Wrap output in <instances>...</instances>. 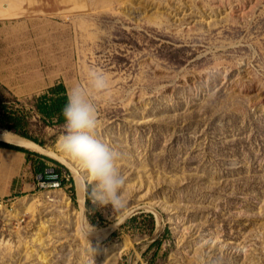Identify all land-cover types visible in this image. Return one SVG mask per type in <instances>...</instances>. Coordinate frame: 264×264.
<instances>
[{
  "label": "rangeland",
  "instance_id": "1",
  "mask_svg": "<svg viewBox=\"0 0 264 264\" xmlns=\"http://www.w3.org/2000/svg\"><path fill=\"white\" fill-rule=\"evenodd\" d=\"M89 68L110 81L94 99L98 137L123 155L120 208L93 205L83 181L79 200L64 125L35 107ZM1 105L69 160L50 158L76 194L35 177L37 151L0 145V199L15 207L0 214V264H264V0H0Z\"/></svg>",
  "mask_w": 264,
  "mask_h": 264
},
{
  "label": "clouds",
  "instance_id": "2",
  "mask_svg": "<svg viewBox=\"0 0 264 264\" xmlns=\"http://www.w3.org/2000/svg\"><path fill=\"white\" fill-rule=\"evenodd\" d=\"M109 96L108 74L89 68L86 83L76 84L67 92L62 110L66 131L59 138V151L84 169L86 175L82 176V181L93 205L120 208L124 204L125 179L120 171L123 155L98 137L101 120L94 99Z\"/></svg>",
  "mask_w": 264,
  "mask_h": 264
},
{
  "label": "trees",
  "instance_id": "3",
  "mask_svg": "<svg viewBox=\"0 0 264 264\" xmlns=\"http://www.w3.org/2000/svg\"><path fill=\"white\" fill-rule=\"evenodd\" d=\"M66 101H67V92L63 85L52 87L47 93H45L40 97L35 98L34 100L37 113L42 117V120L48 126L64 125L62 110L66 104ZM0 127L4 130H7L11 133L13 132L18 136L26 138L30 141L40 143L37 137L34 135L32 123L29 120V118L26 115H21L11 110V108L8 105L0 106ZM0 145H3L11 149H16L19 151H26L22 148L10 144H6L3 142H0ZM32 154L37 157V159L34 161L33 164V172L35 177L38 178L42 176L44 177L45 181H48L52 177L51 171H53V173L55 174H59L61 187L71 184L72 187L70 190L72 191L73 197L75 198L76 188L73 178H70V180L67 181V178L62 176V169H64V166H62L56 161H53L52 159L46 156L37 153H32ZM49 163L54 164V166H51ZM143 215L146 216L147 219L149 220L152 232H154L156 227L154 215L152 214H143ZM91 222L93 225H96L94 221ZM115 235L116 233H114L112 237ZM160 244H161V240L158 239L155 243H153L151 248L145 253L144 257L148 262H150V259L147 258L148 254L151 252L153 248H158Z\"/></svg>",
  "mask_w": 264,
  "mask_h": 264
},
{
  "label": "bare ground",
  "instance_id": "4",
  "mask_svg": "<svg viewBox=\"0 0 264 264\" xmlns=\"http://www.w3.org/2000/svg\"><path fill=\"white\" fill-rule=\"evenodd\" d=\"M0 141H5L8 143H12L15 145H19V146H22L25 148L32 149L34 151H37V153L39 152V153L48 155V156L52 157L53 159L57 160L58 162L62 163L63 165L71 167V165L69 164V160L66 159L65 157L59 155L58 153H56L50 149L43 148V147L35 144L34 142H32L26 138H23L21 136H18L16 134L0 131ZM72 171H73L74 176H75V180H76V184H77V188H78V192H79V196H80L79 200L82 201L83 200V191H84L83 183H82L81 178L78 176L76 171L73 170V168H72ZM81 207H82V202H81Z\"/></svg>",
  "mask_w": 264,
  "mask_h": 264
},
{
  "label": "built area",
  "instance_id": "5",
  "mask_svg": "<svg viewBox=\"0 0 264 264\" xmlns=\"http://www.w3.org/2000/svg\"><path fill=\"white\" fill-rule=\"evenodd\" d=\"M51 173H52V177L50 178V183L55 188L60 187L61 186L60 175L55 174L52 171ZM14 211H15V207L14 205H12V203H10L7 200L0 199V214H3V213L12 214L14 213Z\"/></svg>",
  "mask_w": 264,
  "mask_h": 264
},
{
  "label": "water",
  "instance_id": "6",
  "mask_svg": "<svg viewBox=\"0 0 264 264\" xmlns=\"http://www.w3.org/2000/svg\"><path fill=\"white\" fill-rule=\"evenodd\" d=\"M0 142H3V143H6V144H10V145H13V146H16V147H21V148H25V147H22V146H19V145H15V144H12V143H8V142H5V141H0ZM42 154V153H41ZM42 155H44V156H46V157H48V158H52V157H50V156H48V155H45V154H42ZM53 159V158H52ZM55 160V159H54ZM57 161V160H56ZM53 172V171H52ZM126 218V217H125ZM124 218V219H125ZM123 219V220H124Z\"/></svg>",
  "mask_w": 264,
  "mask_h": 264
}]
</instances>
